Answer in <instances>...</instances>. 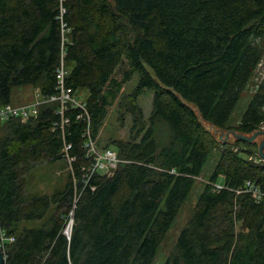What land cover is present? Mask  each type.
<instances>
[{"label":"trees","instance_id":"obj_1","mask_svg":"<svg viewBox=\"0 0 264 264\" xmlns=\"http://www.w3.org/2000/svg\"><path fill=\"white\" fill-rule=\"evenodd\" d=\"M263 60L264 0H0V106L15 87L56 94L62 63L65 86L88 91L85 108L45 102L27 121H0L4 264H153L214 151L164 264H264V200L248 185L264 190V159L257 143L238 137L236 150L212 131H262L264 76L231 122ZM135 73L130 138L112 142L122 160L91 173L89 143ZM61 160L63 187L30 195L28 175Z\"/></svg>","mask_w":264,"mask_h":264},{"label":"rangeland","instance_id":"obj_2","mask_svg":"<svg viewBox=\"0 0 264 264\" xmlns=\"http://www.w3.org/2000/svg\"><path fill=\"white\" fill-rule=\"evenodd\" d=\"M264 76V60L259 65L255 76L253 77L247 91L242 96L241 100H239L232 119V125H235L240 117V115L247 108L248 102L255 90L257 83ZM140 81L139 73H135L131 80H129L123 87L120 92L116 102L109 109L104 123L101 128V132L97 143L94 142V147L96 150L100 152H104V149L110 148L111 150L117 152L115 150L112 142L116 139L126 140L130 138L131 129L133 125L132 115L128 112V103L131 100L132 92L136 89ZM154 92L151 89H145L138 97L137 102L140 107L143 109L145 116L147 117L152 109V99ZM88 96V91L86 89L78 90L75 92V96L73 99H79L81 103L85 101ZM42 99L40 88L35 85H26L22 87H15L13 90V103H10L13 106H29L34 105L35 103L40 102ZM1 107V106H0ZM39 111V110H38ZM37 113V112H36ZM19 120V119H18ZM264 131V127L262 128ZM213 132L216 133V137L219 141H228L230 145L234 149H239L240 147H245L237 143L236 139L238 135L233 133V131H219L212 129ZM257 133V132H256ZM3 131L0 126V137L2 136ZM255 134V133H254ZM254 134L247 135L248 138H251ZM253 142L257 143V146L254 150H257L260 154L261 145L264 142V133L257 134L254 138H252ZM223 146V145H220ZM264 154V148L263 152ZM118 154V153H117ZM119 157V156H118ZM259 159H263L262 155L259 156ZM218 159L217 151H214L207 163L205 164L204 171L202 176L196 179V184L194 189L192 190L189 198L184 203L175 223L169 230L167 236L165 237L162 245L157 253V256L154 260L153 264H164L168 255L174 252L176 248V241L181 232V230L186 226L188 220L190 219L194 207L196 205V199L198 196V192L206 182V180L210 177L213 172L214 166ZM121 161L122 159L119 158ZM119 161V162H120ZM118 162V163H119ZM70 170V161L69 160H61L54 163H49L48 161H44L39 164L29 175H28V184L27 191L30 195L38 194V193H52L58 188H62L65 180L67 178V174ZM217 182L223 183L224 177L219 176ZM39 222L29 221L23 222L21 226H36ZM71 224L68 226V232L70 231ZM4 233H0V244H4L5 242Z\"/></svg>","mask_w":264,"mask_h":264},{"label":"built area","instance_id":"obj_3","mask_svg":"<svg viewBox=\"0 0 264 264\" xmlns=\"http://www.w3.org/2000/svg\"><path fill=\"white\" fill-rule=\"evenodd\" d=\"M68 71L65 67L64 63L58 69L57 77L59 80V88L58 92L53 95L45 96L42 95V99L40 102L35 103L34 105L29 106H13L10 103L4 104L0 107V121L4 122L10 119L20 118L22 121H27L32 116H36L38 114L39 106L45 102H58V111L61 114H64V111L68 106L85 108V103H81L79 99H73L75 93L65 86V77ZM37 112V113H36ZM63 121H66L65 119ZM90 152L93 156L94 160L89 168L91 173L93 172H101L106 174H111L113 170L117 167L119 160L117 152L111 150L110 148H105L104 152H100L95 149L94 142L90 141ZM70 145L67 146L69 148ZM248 185L251 187L252 194L256 200H264V190L259 187H255L250 182ZM221 187V186H219ZM13 238H11L12 240ZM3 246L0 244V248ZM2 249V248H1Z\"/></svg>","mask_w":264,"mask_h":264},{"label":"water","instance_id":"obj_4","mask_svg":"<svg viewBox=\"0 0 264 264\" xmlns=\"http://www.w3.org/2000/svg\"><path fill=\"white\" fill-rule=\"evenodd\" d=\"M233 133H235L236 135H238V137H240V138H242V139L252 141V140H253L252 138H254V137H255L257 134H259V133H264V131L262 130V131H259V132L255 133L251 138H248V137L245 136V135L237 134V133L234 132V131H233ZM263 148H264V142H263V144L261 145V148H260V151H261V154H260V155H262V158L264 159V154L262 153V152H263ZM70 224H71L70 231L68 232V231H67L68 228H67V229H66V232H65V233H67V234H69V235H71L72 226H73V220L70 222ZM4 262H5V255H4L3 250L0 248V264H4Z\"/></svg>","mask_w":264,"mask_h":264},{"label":"bare ground","instance_id":"obj_5","mask_svg":"<svg viewBox=\"0 0 264 264\" xmlns=\"http://www.w3.org/2000/svg\"><path fill=\"white\" fill-rule=\"evenodd\" d=\"M91 147V146H90ZM68 231V230H67Z\"/></svg>","mask_w":264,"mask_h":264},{"label":"clouds","instance_id":"obj_6","mask_svg":"<svg viewBox=\"0 0 264 264\" xmlns=\"http://www.w3.org/2000/svg\"><path fill=\"white\" fill-rule=\"evenodd\" d=\"M69 235V234H68Z\"/></svg>","mask_w":264,"mask_h":264}]
</instances>
